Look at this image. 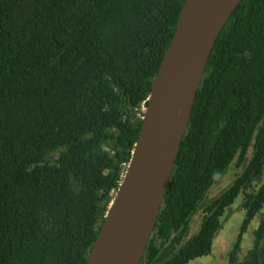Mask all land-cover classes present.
<instances>
[{
    "label": "trees",
    "instance_id": "trees-1",
    "mask_svg": "<svg viewBox=\"0 0 264 264\" xmlns=\"http://www.w3.org/2000/svg\"><path fill=\"white\" fill-rule=\"evenodd\" d=\"M185 1L0 0V264H87ZM263 170L264 0H243L207 62L141 264L209 254L226 209ZM244 208L242 233L264 210V182ZM239 250L228 264H264V220L243 260Z\"/></svg>",
    "mask_w": 264,
    "mask_h": 264
},
{
    "label": "water",
    "instance_id": "water-1",
    "mask_svg": "<svg viewBox=\"0 0 264 264\" xmlns=\"http://www.w3.org/2000/svg\"><path fill=\"white\" fill-rule=\"evenodd\" d=\"M243 0H186L133 156L87 264H141L211 52Z\"/></svg>",
    "mask_w": 264,
    "mask_h": 264
},
{
    "label": "rangeland",
    "instance_id": "rangeland-1",
    "mask_svg": "<svg viewBox=\"0 0 264 264\" xmlns=\"http://www.w3.org/2000/svg\"><path fill=\"white\" fill-rule=\"evenodd\" d=\"M252 155L253 149L250 148L244 166L238 167L236 165V161H234L230 165L222 180L211 188L206 201L202 204L201 209L192 219L187 239H190L199 233L204 217V208L209 203L219 198L232 186L234 181L244 172L246 165L252 158ZM263 182L264 170L260 180L253 182L247 193L249 194L256 191ZM246 194L244 192L241 193L233 205L226 209L223 217L221 218V228L214 238L211 252L200 258L192 260L189 264H228L230 254L238 241L240 243V250L238 254L239 259L243 260L244 257L248 255L249 251L253 247L254 233L264 220V210L257 214L248 229L242 233V227L246 217V211L244 208Z\"/></svg>",
    "mask_w": 264,
    "mask_h": 264
}]
</instances>
